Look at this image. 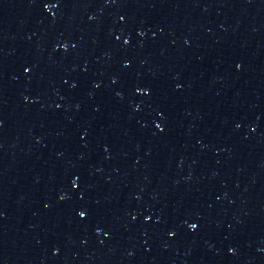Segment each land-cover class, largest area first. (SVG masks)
<instances>
[{
	"label": "water",
	"instance_id": "95a60500",
	"mask_svg": "<svg viewBox=\"0 0 264 264\" xmlns=\"http://www.w3.org/2000/svg\"><path fill=\"white\" fill-rule=\"evenodd\" d=\"M0 264H264V0H0Z\"/></svg>",
	"mask_w": 264,
	"mask_h": 264
}]
</instances>
